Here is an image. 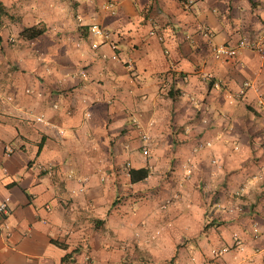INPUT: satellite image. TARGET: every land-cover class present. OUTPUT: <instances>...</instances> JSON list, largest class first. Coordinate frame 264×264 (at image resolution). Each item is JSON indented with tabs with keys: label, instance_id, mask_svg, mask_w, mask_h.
I'll return each mask as SVG.
<instances>
[{
	"label": "crops",
	"instance_id": "1",
	"mask_svg": "<svg viewBox=\"0 0 264 264\" xmlns=\"http://www.w3.org/2000/svg\"><path fill=\"white\" fill-rule=\"evenodd\" d=\"M183 1L0 0V264H264V61L211 51L262 37L264 0Z\"/></svg>",
	"mask_w": 264,
	"mask_h": 264
},
{
	"label": "built area",
	"instance_id": "2",
	"mask_svg": "<svg viewBox=\"0 0 264 264\" xmlns=\"http://www.w3.org/2000/svg\"><path fill=\"white\" fill-rule=\"evenodd\" d=\"M194 4L193 0H184L183 1V7L185 9H190L192 7V5ZM203 29H201L202 31ZM87 32L89 34L90 37H94L96 38V42L91 43L90 47L92 50H95L96 48H98V46L100 45H108L110 47V49L113 50V52L115 51V46L114 44L110 43V33L107 32V30L101 26H98L96 24H91L88 25L87 28ZM205 35L207 34V31H204ZM154 33L151 32V35H153ZM245 50H250L253 51L261 61H264V34L262 35V37H260L259 39H257L254 42H247L245 40H240L238 41L235 45L230 46V45H220V46H214L212 48V56L215 60H229V59H234L236 58L242 51ZM111 59L113 61L118 60L117 55L114 53L111 56ZM82 78L85 77V73H81L80 74ZM250 86L248 83H243L242 85V89H241V94L244 93V91L246 89H248ZM132 124L135 125V127L139 128L138 123L136 122V120L134 119L132 121ZM141 155L144 158L149 157V144H150V138L148 136V134L144 131H141ZM13 151L10 148H6V153L7 155H10ZM8 202L9 199L6 198L4 199L1 203H0V214L3 216L8 215L9 213V209H8ZM255 233H257L255 231ZM225 250V249H224Z\"/></svg>",
	"mask_w": 264,
	"mask_h": 264
},
{
	"label": "trees",
	"instance_id": "3",
	"mask_svg": "<svg viewBox=\"0 0 264 264\" xmlns=\"http://www.w3.org/2000/svg\"><path fill=\"white\" fill-rule=\"evenodd\" d=\"M6 20H12L11 15H9L8 10L5 8V6L0 2V26L4 23V21ZM88 28V26H86ZM107 32L110 33L111 37H110V43L114 44L115 48H116V44L114 43V39L112 38L113 33L106 29ZM45 32V27L42 24H37V25H33L27 28H24L23 30H21L18 33V39L21 41H32V40H36L37 38H39L40 36H42ZM86 33V37H90L87 29L85 30ZM102 46V45H100ZM98 46V48L100 47ZM96 48V49H98ZM95 49V50H96ZM130 73L134 75V71L131 70ZM127 184L129 185H134V184H138L140 182H142L144 179L147 178L149 171L148 169L145 168H139V169H128L127 172ZM116 200L113 201L112 205H116ZM70 255L67 254L65 255L62 260H61V264H67V262L69 261Z\"/></svg>",
	"mask_w": 264,
	"mask_h": 264
},
{
	"label": "rangeland",
	"instance_id": "4",
	"mask_svg": "<svg viewBox=\"0 0 264 264\" xmlns=\"http://www.w3.org/2000/svg\"><path fill=\"white\" fill-rule=\"evenodd\" d=\"M16 42L18 43V42H20V40L14 38L13 36L9 37V45L15 44ZM171 171H172L171 166L165 170L163 169V167L162 168L161 167L152 168V175H151L152 180H151V182L148 183L147 187L151 186L152 189L158 187L159 189H157L158 190L157 194H159V192H163V193L170 192L167 189H165V187L168 186L170 181H171ZM141 192H143V191L137 190L135 192L130 193L129 195H125L124 193H121V194L119 193V195H117V198L115 199L117 202L116 205L121 204L123 201H125L126 198H129V197L131 198L130 199L131 202H132V200L135 203L140 202L141 200H140L139 193H141ZM154 193L156 194V191ZM155 194H153V195H155ZM168 197H170V196L166 195V199H164V202H159L160 205H167L168 203H170L172 201V198H170V201H169V200H167ZM150 198L151 197H149L147 199V201L150 202Z\"/></svg>",
	"mask_w": 264,
	"mask_h": 264
}]
</instances>
